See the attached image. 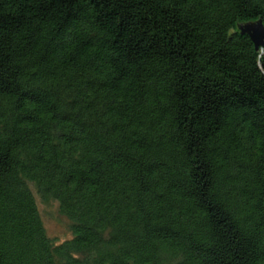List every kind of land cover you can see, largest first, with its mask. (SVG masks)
Wrapping results in <instances>:
<instances>
[{"label": "trees", "instance_id": "trees-1", "mask_svg": "<svg viewBox=\"0 0 264 264\" xmlns=\"http://www.w3.org/2000/svg\"><path fill=\"white\" fill-rule=\"evenodd\" d=\"M259 18L0 0V264H264V46L238 30Z\"/></svg>", "mask_w": 264, "mask_h": 264}, {"label": "rangeland", "instance_id": "rangeland-1", "mask_svg": "<svg viewBox=\"0 0 264 264\" xmlns=\"http://www.w3.org/2000/svg\"><path fill=\"white\" fill-rule=\"evenodd\" d=\"M40 209L50 236L58 241H64L72 237L71 222L67 217L60 214L56 202H50L49 204L40 202Z\"/></svg>", "mask_w": 264, "mask_h": 264}, {"label": "water", "instance_id": "water-1", "mask_svg": "<svg viewBox=\"0 0 264 264\" xmlns=\"http://www.w3.org/2000/svg\"><path fill=\"white\" fill-rule=\"evenodd\" d=\"M238 30L243 35H248L258 50L264 46V23L261 18L238 25Z\"/></svg>", "mask_w": 264, "mask_h": 264}]
</instances>
